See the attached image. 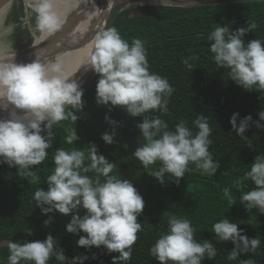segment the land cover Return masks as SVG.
Here are the masks:
<instances>
[{"label":"clouds","instance_id":"obj_1","mask_svg":"<svg viewBox=\"0 0 264 264\" xmlns=\"http://www.w3.org/2000/svg\"><path fill=\"white\" fill-rule=\"evenodd\" d=\"M31 9L35 13V28L40 33L50 35L62 28L64 21L57 11V0H34ZM256 27L250 20L247 28L235 31L219 25L208 35L209 50L217 66L228 70L230 80L246 91L264 93V40L244 39ZM193 59L186 57L182 61L192 71ZM87 66L99 77L97 104L120 107L129 117H143L137 127L144 142H138L133 156L143 168L149 169L150 176L162 185L172 180L169 177L179 183L191 171L190 164H195L205 175L217 174L220 163L209 151L213 141L207 116L201 115L193 121L194 132L184 120L169 129L168 123L159 116L145 115L150 111L168 113L169 98L175 90L167 78L150 71L143 40L136 38L129 43L115 27L102 28L92 38ZM74 76L66 74L59 58L36 57L30 63H16L15 59L0 63V109L8 113L0 119V164L16 168L18 175L29 183L39 179L36 166L49 156L48 149L55 139L54 126L69 118L78 121L76 112L84 109V92ZM258 116L259 120L254 123L257 128H264L261 123L264 110ZM105 120L117 124L107 115ZM229 122L232 132L247 139L245 133L253 123L251 115L240 118L236 112ZM79 139L76 129L68 131L67 144L72 145ZM102 139L113 144L115 130L103 133ZM53 163L54 170L47 176V190L37 188L33 195L35 205L48 216L44 225L53 222L51 213L70 217L66 231L79 236L78 247L103 246L109 254L118 253L112 264H128L137 234L142 231L138 220L145 207L143 196L130 180L112 174L116 163L101 154L95 143L70 150L59 147L53 153ZM157 163L158 168L152 169ZM244 181H251L255 187L242 192L239 202L249 212L256 209L264 214V154L255 157L249 170L233 186L240 187ZM223 198L231 207L237 203L231 188L223 189ZM167 225V232L149 250L150 256L160 264H202L205 258L214 260L217 256L210 240L199 242L194 238L195 228L190 219L171 215ZM211 232L217 241H230L234 245L227 254L228 261L241 258V254L256 253L261 245L258 236L249 238L228 217L216 221ZM8 251V264H49L53 258L56 264H85L89 259L83 255L69 261L51 233L42 241H11ZM240 264H256V261L252 257L240 259Z\"/></svg>","mask_w":264,"mask_h":264},{"label":"trees","instance_id":"obj_2","mask_svg":"<svg viewBox=\"0 0 264 264\" xmlns=\"http://www.w3.org/2000/svg\"><path fill=\"white\" fill-rule=\"evenodd\" d=\"M23 5L19 4L11 15L12 19L7 21L15 24L11 41L17 50L33 46L36 33L40 34L35 28V13L32 9L27 14L32 30L24 27ZM249 20L257 27L245 35V41L255 38L264 40V2L216 5L148 3L123 10L113 27L129 43L136 38L145 42L150 71L167 78L175 90L169 98L168 113L150 111L145 115L149 118L159 116L168 123L169 129H174L176 124L184 120L194 132L193 121L201 115L207 116L212 129L210 139L213 141L209 151L213 159L220 163V168L216 175L208 176L198 170L195 164H190L191 171L179 183L169 177L172 180L160 184L147 173L149 169L143 168L133 156L138 142H144L137 127L143 117H129L120 107L97 104L96 83L99 77L96 74L84 92L83 111L76 112L78 121L69 118L54 126L53 130H57L58 136L52 148L48 149V158L36 166L37 181L29 183L18 175L16 168L6 163L0 164V264H8L9 242L42 241L49 233L57 239V244L69 261L74 256L87 255L89 259L85 264H112L113 257L118 253L109 254L103 246L86 249L76 245L79 236L66 231L70 217L58 212L51 213L49 215L53 216V222L45 226L44 221L48 216L42 214L33 200L37 188L47 190V176L54 170V151L59 147L66 150L83 148L90 142L95 143L99 152L110 162L116 163L112 174L130 180L145 202L143 214L138 220L142 224V231L137 234L138 239L132 246V258L128 264H160L150 256L149 250L159 236L167 232V219L171 215L190 219L195 228L194 238L199 242L208 239L216 247L215 259L205 258L202 264H240V259L251 257L256 264H264V214L256 209L249 212L239 202L241 193L246 189L251 190L255 185L251 181H244L240 187L233 186V182L241 179L249 170L255 157L264 154V128H257L254 123L259 120L258 113L264 110V93L246 91L230 80L228 70L219 68L213 61V54L209 50L211 41L208 40L209 33L219 25L229 26L230 31H235L241 27L247 28ZM186 57H194L190 61L193 71L182 63ZM236 112L240 118L247 115L253 117V123L245 133L247 139L232 132L229 121ZM106 115L117 124L106 121ZM261 123L264 124V121ZM74 129L80 139L69 145L66 137L68 131ZM114 130L115 142L109 145L103 141L102 134ZM158 166L157 163L151 168L156 169ZM226 187L231 188L232 195L237 198V203L232 207L223 198V189ZM80 215H84L83 210ZM226 217L237 224L242 219L254 221L252 224L238 225L249 238L258 236L261 240L256 253L241 254V258L235 261L227 260V254L234 245L230 241H217L211 232L212 225ZM49 264H56L55 259L50 260Z\"/></svg>","mask_w":264,"mask_h":264},{"label":"bare ground","instance_id":"obj_3","mask_svg":"<svg viewBox=\"0 0 264 264\" xmlns=\"http://www.w3.org/2000/svg\"><path fill=\"white\" fill-rule=\"evenodd\" d=\"M119 0H57V11L64 23L62 28L53 34L43 33L38 45L31 49V54H0V63H30L36 57L41 60L59 58L65 72L75 75L82 89L91 81L94 70L87 66L94 34L104 28L111 9ZM8 9H0V16ZM3 53V52H2ZM8 115L0 109V119Z\"/></svg>","mask_w":264,"mask_h":264},{"label":"water","instance_id":"obj_4","mask_svg":"<svg viewBox=\"0 0 264 264\" xmlns=\"http://www.w3.org/2000/svg\"><path fill=\"white\" fill-rule=\"evenodd\" d=\"M15 0H0V9L9 6ZM258 0H119L117 4L111 9L107 20L105 22L104 28L113 27L119 14L126 8L136 5V4H148V3H164V4H176V5H216V4H229V3H242V2H252ZM39 47L40 45H35L33 47ZM96 73H94L91 81L82 89L83 92L90 86L91 82L95 78ZM252 224L253 220L242 219L238 224Z\"/></svg>","mask_w":264,"mask_h":264},{"label":"rangeland","instance_id":"obj_5","mask_svg":"<svg viewBox=\"0 0 264 264\" xmlns=\"http://www.w3.org/2000/svg\"><path fill=\"white\" fill-rule=\"evenodd\" d=\"M33 2H34V0H15L14 2H12L8 6V9L0 16V54H8V55L9 54H16V53H21V54L27 53L28 54V52H30V54H31L30 50L33 49V47L38 44V40L41 37L42 33H40V34L36 33V36H37L36 42L33 46H31L27 49H24V50L15 49L13 47V42L11 41V35L14 31V28H13L14 23H8L7 22L9 19H12L11 15L16 10V8L19 6V4L24 3L25 5H27V7H29V6H31V4ZM23 18H25V16ZM106 20H105V22H106ZM53 131L55 133V139H56L58 136V132H57V130H53ZM245 191H248V189H246Z\"/></svg>","mask_w":264,"mask_h":264},{"label":"crops","instance_id":"obj_6","mask_svg":"<svg viewBox=\"0 0 264 264\" xmlns=\"http://www.w3.org/2000/svg\"><path fill=\"white\" fill-rule=\"evenodd\" d=\"M23 7H24L25 18H22V22H23L24 27H29L30 28V26H29L30 25V23H29V15H27V14L30 13L31 6L27 7V5L24 4ZM14 27H15V24H14ZM30 30H32V28H30ZM35 37H37V36H35Z\"/></svg>","mask_w":264,"mask_h":264}]
</instances>
